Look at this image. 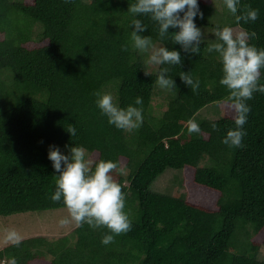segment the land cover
Wrapping results in <instances>:
<instances>
[{
    "label": "trees",
    "instance_id": "16d2710c",
    "mask_svg": "<svg viewBox=\"0 0 264 264\" xmlns=\"http://www.w3.org/2000/svg\"><path fill=\"white\" fill-rule=\"evenodd\" d=\"M134 2L0 0V217L65 208L51 199L58 174L48 159L50 145L62 154L65 145L83 146L94 162L118 163L126 174L116 182L125 201L136 206L131 230L109 245L101 243L112 234L108 229L84 224L72 238L37 236L0 248V261L15 256L18 264H264L257 258L264 247V94L247 101L244 147L223 144L235 128V113L224 102L229 93L219 83L218 55L207 57L203 42L199 54L184 53L140 15L135 18L147 28L143 35L182 57L181 66L159 65L156 74H147L131 46L133 17L127 11ZM197 2L203 19L194 23L209 26L212 0ZM241 4L258 9L259 17L231 27L255 32L249 44L264 50V0ZM161 67L170 69L177 92L154 123L149 109ZM190 71L200 81L195 92L179 78ZM258 83L264 84V69ZM108 87L117 91L121 108L142 98V105H134L143 109L139 128L117 129L101 114L93 93ZM218 102L222 117H201ZM189 119L199 124V134L188 132ZM204 158L210 163L201 167ZM167 169L182 172L186 198L152 191ZM239 229L251 236L238 238Z\"/></svg>",
    "mask_w": 264,
    "mask_h": 264
},
{
    "label": "clouds",
    "instance_id": "9594fccd",
    "mask_svg": "<svg viewBox=\"0 0 264 264\" xmlns=\"http://www.w3.org/2000/svg\"><path fill=\"white\" fill-rule=\"evenodd\" d=\"M228 11L236 18L237 25L255 22L259 17V10L250 4H241V0H223ZM181 13L183 14L181 16ZM127 14L132 16L130 27L131 46L143 53L150 52L147 64L150 65H182L179 51L169 50L167 47H156L142 20L135 18L140 15L148 16L158 26L159 37L170 36L175 44H179L186 54L197 55L200 52L203 31L196 26L194 20L203 19L197 0H135L128 6ZM169 29L179 31L169 33ZM214 40H209L206 51L215 52L222 65L220 85L228 90L225 103L234 113L235 128L229 129L222 143L230 148H243V138L246 136L244 125L251 112L247 101L253 99L254 93L264 94V84L258 83L261 70L264 69V50H258L249 44L250 39L256 37L255 32L234 30L225 26L214 31ZM127 51V45L122 46ZM168 67H161L157 74L156 84L161 89L177 92L172 78H169ZM146 74V73H145ZM147 75V74H146ZM180 80L192 91L200 87L199 79H194L191 71L181 72ZM96 105L101 114L106 116L108 123L115 128L131 131L139 128L143 123V109L134 105H142V98L136 97L134 105L121 108L113 102L110 93L96 91ZM187 130L199 134L201 128L193 119L186 121ZM217 131V125H211ZM67 132L76 135V128L69 125ZM68 155L61 153L59 147L50 145L48 159L55 170V191L51 196L54 203H63L67 216L59 220V226L66 227L75 224L81 227L87 224L93 229L106 228L112 234H105L101 243L109 245L114 238L131 230L132 224L125 209V196L121 185L113 178V172H123L118 163L111 160L92 161L86 158L87 150L83 146L69 147L65 145ZM23 237L15 228L5 227L0 242L4 245L19 246ZM0 264H18L15 256L6 257Z\"/></svg>",
    "mask_w": 264,
    "mask_h": 264
},
{
    "label": "rangeland",
    "instance_id": "374dc122",
    "mask_svg": "<svg viewBox=\"0 0 264 264\" xmlns=\"http://www.w3.org/2000/svg\"><path fill=\"white\" fill-rule=\"evenodd\" d=\"M212 8L213 12L211 20L209 22V26H203L200 28L204 33V40L202 42L206 45L208 44L209 40L215 39L214 31L216 28H223L225 26L231 27L236 22L235 16L228 11L223 3V0H212ZM152 41L156 47H164L162 43L156 42L154 40ZM137 53L141 59L146 73L150 75L156 74L159 66L146 63L150 52L143 53L137 50ZM209 55L215 57L216 53L207 52V57ZM112 88L113 87H108L104 90V92L110 93L113 96V102L116 104L118 103L117 91L115 92V90H112ZM174 96L175 91L161 89L158 85L156 86L149 109L154 123H157L162 114L167 110L168 104L172 100V98H174ZM200 113L201 117L207 120H217L223 115V111L220 107L219 102L206 107ZM64 154L68 155V151L64 150ZM86 158L89 159L88 152ZM202 161L203 162L200 165L201 167L208 166L210 163L207 160L205 161V158ZM124 174L126 173L113 172L112 176L117 181L119 176ZM152 191L158 194H163L178 199L186 198V189L183 182L182 172L179 170L167 169L166 172L160 175L156 182L153 184ZM135 208L136 206L134 205L133 200L129 198L125 201L124 211L128 214L129 219L131 220H133L136 216V212L134 211ZM66 216L67 211L65 208H63L57 210L28 212L15 214L8 217H0V237H2L3 235V229L5 227H9L15 228L23 237L22 240L37 236H44L47 239L51 240H55L58 238H72V233L77 228V226L75 224H69L66 227H61L58 223L60 219ZM247 231L253 233V228L248 227ZM247 231L245 229H239L237 232L238 238H246L248 236H251L250 233L247 234ZM7 246L9 245H4L2 242H0V248H4ZM257 258H259L260 261L264 262V247L259 250Z\"/></svg>",
    "mask_w": 264,
    "mask_h": 264
}]
</instances>
